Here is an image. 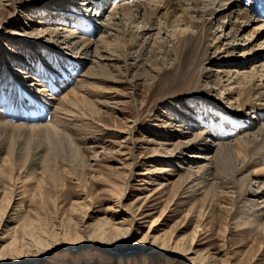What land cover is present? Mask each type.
<instances>
[{"label":"rangeland","instance_id":"374dc122","mask_svg":"<svg viewBox=\"0 0 264 264\" xmlns=\"http://www.w3.org/2000/svg\"><path fill=\"white\" fill-rule=\"evenodd\" d=\"M42 1L46 0H0V119L24 126L50 121L57 126L56 131L49 133L45 127L33 130L11 128L4 136L11 141L6 140L0 153V198L7 200L5 197L10 196L11 210L5 213L12 218L10 226H20L23 221L33 220L35 224H46L48 230H54L53 233L59 236L58 245L48 254L37 261L25 260L23 264H48L52 259L59 264H122V260L123 264H152L153 261L154 264H193L183 252L173 251V255L168 257L150 241H139L146 232H150L151 240L158 236L172 237L186 244L193 242L202 255H199L201 259L198 257L194 261L195 264H264V194L255 195L264 188V179L248 180L242 194L233 182L226 181L214 169L205 180L206 186L201 187L198 179L204 171L200 166L207 159H192L190 149L180 153L187 159L184 161L172 160L168 156L178 140L195 138L200 130V127H191L180 111L200 118L201 113H205L204 108L223 114L240 109L236 94L229 96L227 92L237 84L235 81L239 75L248 78L247 72L253 63H264V27L259 31V22L247 24L240 18L232 17L236 26L241 21L236 32L238 38L233 41V44H238L237 48L225 50L226 43L220 44L217 52L213 48L210 55L215 57L212 55L208 64L212 74L203 79L199 92L192 94L188 88H183L167 97L171 89L168 82L162 79L163 67L177 54L172 51L170 58L163 61L162 56L156 55V51L162 50L158 43L165 42L172 47L180 27L187 25L182 20L179 23L173 21L180 11L173 13V19L167 23L164 8L156 17H151L154 25L143 36V57L147 63L144 68L134 64L128 72L122 67L124 62L120 56L116 64L105 70L99 68L97 76L82 80L86 87H82L80 93H85L94 106L85 103L79 107L67 105L66 112L56 115L54 107L61 105L64 93L61 89L50 90L46 76H42L44 71L40 63L47 62L51 68L66 63L61 54L49 50L45 43L50 42L49 36L40 35L41 30L61 26L62 34L73 32L76 40L90 37L93 46H111L117 39L120 42L123 38V24L133 31L140 30L144 28L145 19L139 14L135 20L130 19L136 0H107L98 10L102 18L97 15L100 17L97 21L113 26L112 21L115 20L119 26L115 25V29L108 31L99 26L91 30L93 35L91 31L85 34L87 29L81 21L84 16L96 19L95 2L86 6L83 0H60L62 6H59V0H47L45 5ZM146 1L150 2V6L161 2ZM98 2L101 6L102 0ZM125 2H129L131 9L123 8ZM79 4L85 5L86 10L82 11ZM240 6L244 5L241 3ZM124 15L126 18H123ZM222 15L214 17L211 30L215 32L210 37L212 43L213 39L216 43L223 38L224 32H230V23L219 26L218 21L229 22V17ZM29 36H38L33 46L25 43ZM231 38L229 36V40ZM250 41H253L256 53L248 47L246 51L250 50V56L246 57L242 51ZM129 61L134 62L133 59ZM232 68L234 77H228L223 69ZM81 69L70 81L72 85H77L82 79ZM259 69L261 71L262 67ZM218 70L220 75L223 74L222 84L228 88L226 90L220 87L222 84L219 86L216 83L220 76H216L220 73ZM263 79L255 80L260 83ZM43 85L46 95L43 97V92L38 94L50 100L52 105L48 112L37 100L30 103L22 93L23 88L43 89ZM258 101L264 102V97ZM30 105L35 108L33 112L29 110L35 116L33 121L29 112L23 110ZM248 115L256 124L264 125V115L261 117L251 112ZM209 119L211 121L202 124L206 125L203 127L207 131L204 135L214 133V136L208 138L211 149H203L200 153L205 156L213 154L221 142L223 146L226 140L233 141L234 138L231 135L226 137L229 133L224 117L209 116ZM223 127L224 136L221 134ZM187 129L192 131L184 132ZM173 131L172 135L177 134L170 136ZM167 135L170 137L167 138ZM9 142L13 148L9 147ZM175 149L179 151L181 148ZM242 164L240 161L237 166ZM251 170L252 165L244 169L242 175ZM254 216L259 217L260 223H242V218ZM76 220L88 226L93 222H121L130 227V232L126 238L112 245V250L100 243H91L89 247H83L84 243L66 244L61 237L63 228H73ZM1 235L0 244L3 243ZM203 257L207 258L206 262Z\"/></svg>","mask_w":264,"mask_h":264},{"label":"bare ground","instance_id":"6f19581e","mask_svg":"<svg viewBox=\"0 0 264 264\" xmlns=\"http://www.w3.org/2000/svg\"><path fill=\"white\" fill-rule=\"evenodd\" d=\"M83 1L86 6H92L93 3L95 2V8H96V12L94 15L96 19L92 20L91 22H83L87 29L84 31L85 34L87 32H90L91 30H94L95 28H98L99 26L100 28L103 27L104 30L106 31L115 29L114 28L115 25L119 26L118 21L115 20L112 21L114 24L113 26L112 24L110 25L103 24L102 20L101 22L97 21L98 18L101 17L100 15L101 12L99 13L98 10L102 9L104 5L103 4L104 1L105 3H107L106 2L107 0H102L101 6H98L99 3L98 0L95 1L83 0ZM159 1L161 2L157 1L158 3H153L152 6H150L149 4L150 2H147L146 0H136L134 2L135 9L133 11L132 10L130 11V19L133 18L135 20L138 14L139 17L141 16L144 17L145 19V24L143 25L144 28L140 30L137 28L135 31H133L132 29H129V27H125L123 24L121 30L123 38H120V42H118L117 39V42L111 46L110 44L109 45L96 44L93 46L92 45L93 41L91 40L90 37L82 38L79 36L80 39L76 40L73 32H71L70 34L67 33L65 35L62 34L60 32L61 26H58L57 28L51 30L48 29L41 30L42 34L40 35H42L43 37L49 36L48 40L50 39V42H45L48 45V47H50L49 50L61 54V57L62 58L64 57L63 59H65L64 62L66 63L65 65L59 64L60 66L58 68H51L50 64H48L47 62L44 63L42 61L40 63L41 68L44 71V74L41 75L46 76L45 79L47 80L45 81H47L48 86H50V90L56 91L57 89L59 90L61 89L63 91L62 93H64L62 95L61 105H56L54 107L56 115H60L61 113L66 112L65 108L67 105L79 107L80 105L83 106L85 103L89 106H94V103H92L93 101L89 100L85 95V93L84 94L80 93V89H82V87L84 88L86 87L85 84L82 82V80L85 77L90 78L97 76L96 73L98 72L99 68L101 70H105V68L108 69L109 66L116 64V62L120 60L121 57L124 62L122 67H124V70L128 72L133 67L134 64H138L139 68L141 67L144 68L147 63L145 61V57H143L145 51L143 44V36L149 31L150 26L154 25V22L151 17H156V15L164 8L166 9L165 15H166L167 23H170V19H173L172 17L173 13L180 11V15H178L177 17L176 14V17H174L175 20L173 21H178L179 23L182 20V22L184 21L183 23H186L187 25L184 28L180 27L179 32L177 33L176 36L177 39L173 42L172 47H168V44H165V42L158 43V47H160L162 50L161 52L156 51V55L162 56V58L164 59L163 61H165V59L168 60L170 58L169 55L170 53H172V51H175V53L177 54L176 58L172 59L171 61L169 60L168 65L163 67L162 79L168 82L167 84H169V88L171 89V91L168 92L167 97L168 95L169 97L171 96L170 95L171 92L183 88H188L192 94H196L197 92H199V90L202 89L201 85L203 79L211 77L212 74L210 73L211 69L208 67V64L211 59V56L212 55L214 56V54L210 55L213 48L214 51L217 52L221 48L220 44H224V43H226L224 44L226 45L225 50L231 49L229 51H233L237 48L238 44H233V41H235V39L238 38L236 36L237 35L236 32L237 30L239 31V26H240L239 24L241 21L236 26L235 23L236 21L232 22L231 20L232 17L240 18L242 19V21H244L243 23H247V24H249L251 21H257V23L259 22L260 25L259 31L260 28L263 29L262 27H264V17H261V13H262L261 10L263 12L264 10L261 9L258 5H255V2H253V0H251L248 3H244L243 7L240 6L241 0H217V2L216 0H159ZM257 1L261 3V5L264 4V0H257ZM46 2L47 0L42 1V4L45 5ZM57 2H59L58 4L59 6H62L60 0ZM215 2L216 4L214 5ZM81 3L83 4V2ZM85 5L79 4V7L82 11L86 10ZM123 8L126 10L127 8L131 9V5L129 4V2H125ZM219 14H223L222 17L225 18L227 16L229 17V22L227 24L226 22L221 23L220 21H218L219 26H226V25L228 26V24L230 23L231 27H230V32H224L225 36H223V38H219L217 42L215 41L216 43H214V39H213V43H214L213 44L212 41L210 40V37L211 35H213L215 31L212 32L213 29L211 30V28L213 27L214 17ZM97 15L98 16L100 15V17H97ZM123 18H126V16L124 15ZM94 22L97 24H95ZM146 24H148V26H146ZM41 32L38 31L37 35H39V33ZM227 35H229L233 39L231 38L229 40V36L228 38H226ZM32 36H29V39L25 40V43H27L26 45L33 46L32 43L38 40V36L35 38H33ZM224 40L226 41L224 42ZM237 42H239V40ZM252 42L250 41L249 44H247V46L244 47L245 48L244 52L242 51V53H244L246 57L250 56L249 55L250 50L248 49L246 51L248 47H250V49L253 50L254 52L255 46L252 45ZM62 49L63 51H61ZM132 59L134 60V62L129 61ZM87 63H89L88 67L84 68V66ZM260 67H262L261 71L259 69ZM80 69L82 71L81 73L82 79L79 80L77 85H72L70 81L75 79V74H77L76 72H79ZM232 70L233 68L229 70L223 69V71H225L228 77L233 76L232 72H234V70L233 71ZM246 70L248 69H245V71ZM258 71H260L259 74ZM139 73L142 74L143 69ZM247 73H249V75H247L248 78L243 77L245 75L242 74H241L242 76L241 75L238 76L239 80L237 79V81H235L237 82V84L233 86L231 90L223 86L222 84L223 74L220 75L221 72L219 74L217 73L218 75L216 74V76L220 75L216 83L219 84V86L220 84H222L220 86L222 89L225 90L228 89L227 93H229V96L236 94L235 97L237 98L238 106L240 107L239 110L234 109L229 114H223L222 112L220 111L218 112L217 110L213 111L212 108L210 109L204 108L205 113L204 112L201 113L200 118H197L196 116H194V114L189 115L188 112L186 113V112H182L183 110L182 111L179 110L184 116H186L188 123L190 124L191 127L193 128L200 127V130L196 132L195 138H191L189 140L188 139L178 140L175 148L177 149L181 148L179 150L180 152L178 150L175 151L176 149L174 148L173 151L168 156L172 160L184 161V159L185 160L187 159L185 158V156H182L183 154L180 153L185 152V150L188 151L190 149V151L193 152V154L190 155L191 158L194 157L192 159L201 158V157L207 159L205 164L200 166V169H203L204 171L202 177L198 179L199 186L201 187L206 186L205 180L209 178L210 174L213 172L214 169H216L219 175L225 177L227 179L226 181L229 180L230 182H233V186L237 187L238 191L241 192L242 194L246 190V188H244V185L247 183L248 180L252 178H258V180L259 178L264 179V125L256 124L255 121L250 118V115H248V112L253 113V115H260L261 117L264 115V102L258 101L264 97V81L260 83L256 81L257 79L264 77V63H259V64L253 63L251 69L248 70ZM34 79L41 81L38 78H34ZM38 92H43L42 95L44 97L47 93V90L45 91L43 85V89L41 88L37 89L35 87L33 88V90H26L23 88L22 93L25 94V96L30 101V103L32 101L37 100V102H39V105L44 107L48 112V108L52 104L50 105V100L49 99L47 100V98L44 99L42 95L38 94ZM203 106L206 107V105ZM33 107L34 105H30V107L27 106L23 108V110L26 112L32 110L33 112V110L35 109V108L33 109ZM89 108L92 109V107ZM95 109L96 108H93V110ZM96 112H98V110ZM30 116H31L30 120H32L33 117H35L33 114H30ZM209 116L213 118L214 117L217 118V116L224 117V120L226 121V123L224 122V124L227 129V133H229V135L226 137H230L231 135L234 136V138L233 141L232 140L231 141L226 140V142L223 141L225 142L223 143V146H221L222 145L221 142V145H219L216 148L213 154H211L210 156L207 155L205 156V155H201L200 153L203 152V149H206V151L211 149L212 144H210L208 138L209 136H214V133H207L206 135H204V133H206L207 131H205L203 127H205L206 125L202 126V124L206 123L207 121L209 122L210 120ZM41 127H45L47 133L54 132L57 130L56 124L52 122L50 123V121L48 123H42L41 125H38L37 123L34 125L29 124L24 126L20 123H11L8 121L4 122L3 120L0 119V153L4 145L6 144V140H9L8 138L5 139L4 136H6V134L8 135L9 132L8 130H10L11 128L12 129L27 128L33 130V129H40ZM190 131L192 130L187 129L184 132H190ZM172 133H174V131L170 132L169 135L175 136V134H177V132L173 135ZM222 133L223 136L226 135L224 127L221 130V134ZM170 136L167 135V138H169ZM10 144L11 142H9V145ZM9 147L13 148V145H10ZM240 161H242L243 164L237 166L238 163H240ZM251 165H252V170L249 171V173L246 172L245 174L242 175V173H244L243 170ZM249 191L251 190L249 189ZM260 193L264 194V188L261 189L260 192H255V195H258ZM5 198H7V200H5L4 197L3 199L0 198V233L2 234L1 238L3 237L2 240L3 243L1 242L0 244V264H23L26 263L25 260H29L32 262L40 260L43 257V255L48 254L56 245H58L59 242L58 234H54L53 233L54 230L53 232L48 230L46 228L47 226L46 224H42V223L35 224L33 220L31 222L23 221V223L20 226L18 224L15 226H10L9 223L10 221H12L11 220L12 218L10 217V215L7 214L5 215L6 212L11 210V206L9 205L10 196H7ZM241 220L242 223L251 224V225L252 224L256 225L260 223L259 217L257 216L251 218H242ZM79 222L76 220L74 222L75 225L73 228H69V227L63 228V233L61 237L64 243L66 244L84 243L83 245L85 246L83 247H89V244L91 243H100L103 247L112 250L111 246L114 245L117 241L126 238L130 232V227L123 225L121 222L107 221L109 222L107 224L106 223L104 224L102 222H95V223L93 222L89 226L84 224L83 225L79 224ZM151 238L152 236H150V232H146L139 239V241L142 242L150 241L151 243L155 244V246H157V248H159L160 251L166 253L168 257L173 255L174 253L173 251L176 252L178 250L188 255L189 257L187 258H189V262L195 264L194 261L197 260L199 255H201V253L196 249L195 245H193V242H191L190 244L189 243L186 244L184 242H181L180 240L173 239L172 237L161 238L155 236L153 237L152 240ZM199 258L201 259V257ZM205 258L203 257L204 262H206ZM169 260L170 259H168V261ZM121 263L123 264V260L121 261ZM215 263L217 264V262ZM48 264H59V263L52 259L48 262ZM152 264H154V261L152 262Z\"/></svg>","mask_w":264,"mask_h":264}]
</instances>
